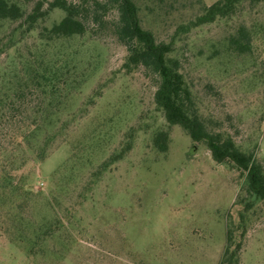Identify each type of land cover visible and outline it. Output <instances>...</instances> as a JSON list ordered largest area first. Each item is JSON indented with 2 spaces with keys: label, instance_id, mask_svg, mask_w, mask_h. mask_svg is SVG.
Masks as SVG:
<instances>
[{
  "label": "rangeland",
  "instance_id": "1",
  "mask_svg": "<svg viewBox=\"0 0 264 264\" xmlns=\"http://www.w3.org/2000/svg\"><path fill=\"white\" fill-rule=\"evenodd\" d=\"M134 2L142 26L173 43L201 117L264 164V2L199 26L190 24L201 13L197 0ZM62 15L51 11L45 25ZM241 25L255 39L238 54L228 38ZM101 34L46 44L33 32L0 55V95L23 89L12 111L25 131L16 145L19 126L4 125L0 146L13 151L33 190L28 205L37 223L62 221L34 257L0 227V264H220L227 230L241 244L238 264H264L262 202L250 198L244 208L239 172L216 163L179 125L169 127L155 108L153 82L127 73L125 49ZM34 59L66 64V88L31 83L22 66ZM160 129L169 133L166 151L153 145ZM126 143L121 158L109 161ZM102 161L109 163L92 176Z\"/></svg>",
  "mask_w": 264,
  "mask_h": 264
},
{
  "label": "trees",
  "instance_id": "2",
  "mask_svg": "<svg viewBox=\"0 0 264 264\" xmlns=\"http://www.w3.org/2000/svg\"><path fill=\"white\" fill-rule=\"evenodd\" d=\"M197 1L200 2L201 13L190 21L191 26L233 16L245 2H264L215 0L207 5L201 3V0ZM53 10H59L63 15L47 26L45 21ZM86 31L99 37L102 36L101 32L108 31L125 49L122 65L125 71H140L153 82L155 108L162 112L168 126L179 125L193 143H203L207 147L216 163L225 164L239 172L240 177H243L242 189L245 191L240 202H244L245 209L252 204L250 198L262 202L264 206V164L252 151L239 149L230 133L214 128L211 120L201 117L180 61L172 54L173 43L157 40L150 29L142 26L134 0H0V55L15 46L18 38L24 34L36 32L40 40L50 44L83 35ZM254 39V34L241 25L228 38V44L233 51L243 54L251 51ZM32 62L35 65L25 62L22 66L31 83L36 86L46 85L50 91L55 92L66 88L65 85L70 81V71L66 64L58 67L54 62L51 66L44 64L42 59H34ZM22 92L23 89L17 87L12 90L13 98L6 93L0 95L1 129L4 125L14 126L15 123L19 126V117L12 110ZM14 133L11 139L17 145V138H24L25 131L19 126ZM152 141L155 148L166 151L168 130H157ZM129 148L130 144L126 143L122 150L109 157V161L121 158ZM11 154L12 150L0 146V227L10 243L24 245L26 253L34 257L42 253V241L51 237L62 221H47L43 228L37 223L28 205L33 190L27 178L23 177L19 163L11 159ZM37 154V159L43 157L42 152ZM108 163L102 161L92 171V176H99ZM239 217L242 219L243 214L239 213ZM226 241L220 264H238L240 242L232 239L229 230Z\"/></svg>",
  "mask_w": 264,
  "mask_h": 264
}]
</instances>
